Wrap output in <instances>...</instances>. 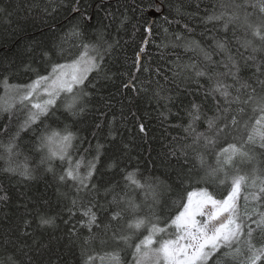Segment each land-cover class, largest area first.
I'll use <instances>...</instances> for the list:
<instances>
[{"label": "trees", "instance_id": "1", "mask_svg": "<svg viewBox=\"0 0 264 264\" xmlns=\"http://www.w3.org/2000/svg\"><path fill=\"white\" fill-rule=\"evenodd\" d=\"M149 4L159 5L160 11L146 7ZM74 6L79 11H73ZM0 9H4L0 12V97L5 99V78L9 85L29 84L38 75H47L53 63H71L82 52L81 40L99 43L101 51L112 45L104 51L101 71H93L83 86L91 95L77 105L84 106L82 115L72 117L59 100L48 116L20 133L11 166L17 173L27 167L33 179L6 172L9 163L0 147V195H7V200H0V264H9V257L17 264H102L111 260L114 251L121 264H134L135 245L148 234L150 223L161 227L169 223L182 210L180 198L186 203L188 193L204 188L217 199L225 198L237 173L263 182L264 147L257 133L264 131V120L260 125L255 121L264 112L255 101L227 105L218 93L215 100L209 94L215 82L223 80L233 85L229 91L242 100L253 89L257 97L264 95V41L252 35L244 20L246 11L251 13L248 22H261L264 13L257 0H79L78 4L77 0H0ZM151 12L157 17L152 18ZM220 13L225 14L223 19L207 22L208 16ZM237 13L238 18L229 22V16ZM73 28L82 33L81 38L71 34ZM186 41H196L199 47L186 50ZM217 41L225 42L227 53L238 64L239 83L222 75L228 71L224 63L229 62L216 47ZM253 48L259 50L253 52ZM201 49L210 54L211 62ZM87 55L94 53L89 50ZM188 65L205 69L208 75L196 77ZM240 83L249 87L240 88ZM194 104L199 106L200 119L193 124L194 132L185 131L192 119L189 113L195 114ZM225 108L230 110L225 113ZM239 108L244 111L238 112ZM217 115L228 122L235 116L238 123L224 129L215 144L205 147L203 137L194 143L197 133L215 136V128L209 129L205 121ZM25 116L19 104L11 118L7 112L0 113V145L8 143ZM225 122L220 119L216 127ZM66 127L76 134L71 155L73 161L83 157L82 175L96 155V145H103L90 191L77 192L72 181L59 180L65 166L61 161H53V172L40 163L41 134L63 132ZM229 144L247 153L237 156L238 168L225 165L216 176L202 179L206 169L217 166V154ZM128 200L139 206L135 212L128 209ZM88 208L96 213L100 228L93 227L96 236L85 244L90 233L81 221L87 219L83 212ZM115 212L121 217L112 220ZM41 216L54 217V225L42 226ZM134 216L145 220L139 229L127 227ZM105 224L110 225L107 231ZM249 224L255 229L248 220ZM113 233L128 239H116ZM252 244L264 245L263 227L255 230ZM226 251L219 250L208 264H250V251L238 256L223 255ZM257 264H264V257Z\"/></svg>", "mask_w": 264, "mask_h": 264}, {"label": "snow or ice", "instance_id": "2", "mask_svg": "<svg viewBox=\"0 0 264 264\" xmlns=\"http://www.w3.org/2000/svg\"><path fill=\"white\" fill-rule=\"evenodd\" d=\"M79 0H77V4ZM259 9L261 13H264V0H257ZM146 7L154 8L155 11H160L159 5L149 4ZM240 7L239 5L237 6ZM255 7V5H253ZM54 10V9H53ZM73 11H79V8L74 6ZM4 9H0V12H3ZM44 11H48L47 8ZM224 13L219 15H210L207 17V22L221 20L224 17ZM238 13L233 16H229V22L233 19L238 18ZM251 13H244V20L247 24V27L252 30V35L258 37L261 41H264V32L261 31L264 28V17L261 18L259 24H252L248 22V16ZM90 20L91 17H86ZM227 22L224 27L227 29ZM187 27V25L185 26ZM71 34L74 37L81 38L82 33H80L76 28L71 30ZM180 38L179 36L177 37ZM100 39H103L101 36ZM251 44V41L247 42L244 46L248 47ZM192 45L199 47L196 41H186L184 47L186 50H189ZM79 47L82 49L81 54L74 58L72 62L69 63H53L51 65V71L47 75H38L35 80L26 85H9L7 79L3 81L5 96H8L9 91H14L16 95L11 96L9 99L5 97H0V113L7 112L9 118H11L13 110L16 108V105H20L21 110H26V116L22 123L19 124L17 131L10 137L7 144L0 145L3 147L4 152L7 156V161L9 167L5 168L6 172L12 174H19L26 180H31L34 178L33 173L25 167L23 171L17 173V169L11 166V158L15 154L14 149L18 147L16 140L19 138L20 133L28 130L32 125L37 124L41 121L43 117L48 116L50 110L56 106L57 100H61V107L69 113L72 117H77L83 114L84 106H77L81 99L85 96H90L91 94L83 87L84 82L87 79L88 74L91 71H101V64L104 60V51L109 50L112 45H108L107 49L101 51V46L99 43H86L81 40ZM216 47L226 53V59L230 63H224V67L228 69L227 73L222 75H230L238 83L240 82L239 72L240 68L238 64L233 60L232 56L227 53L226 44L222 41L216 42ZM89 50H91L94 55L89 57L85 62L84 58L87 56ZM143 50V49H142ZM253 52L258 51L259 49L253 48ZM204 52L203 49H201ZM45 56L48 53H44ZM204 57L207 61L211 62V56L207 52H204ZM247 59L255 60V56H249ZM187 67L195 71L196 77H202L208 75L205 69L197 68L196 65H188ZM257 71H260L259 64L256 66ZM209 79L212 77L209 76ZM261 83H264L262 81ZM128 85H125L127 87ZM91 87H95V84H92ZM233 85L225 83L223 80H217L210 90L209 94L213 95L215 100V93H218L221 98H223L224 103L231 105L236 104H249L252 101L256 102V106H259L264 112V95L257 97L254 95L255 89L252 90V93L248 95L246 99H241L240 95H233L229 91ZM249 85L246 83H240V88H247ZM240 88H237L236 91L239 93ZM74 89L76 91H74ZM64 94L63 99L61 95ZM41 96H44V99H40ZM166 100H171V97H162ZM219 103V102H217ZM195 114L192 112L189 113L191 116V122L188 125V128L185 131L191 129L193 132V124L200 119V111L198 105H193ZM230 109L225 108L224 112H228ZM238 112H243V108L237 109ZM219 112V109H218ZM225 119V123L220 127H216L217 121L220 119ZM264 120V115L255 121L257 125L261 124V121ZM209 129L215 128V136H205L203 133H197L194 138V143L199 144L201 137H203L207 147L210 144H215L216 137L220 136L224 132V129L229 128L230 126H235L238 121L235 116L232 117L231 121L228 122L226 117H221L217 115L215 117H209L206 121ZM99 126V125H98ZM141 132L144 131L143 125L140 126ZM7 131V128L4 129ZM254 133H257L256 129H253ZM260 136L262 141L261 147H264V131H259L257 133ZM252 136L248 137V140H252ZM76 139V134L68 130L67 127L60 131H49L44 132L39 137L38 150L43 153L40 159V163L46 164V171L53 172V161L59 160L64 164L62 174L59 175V180L61 182L72 181L76 186V191H90L89 182L92 175L95 173L96 164L100 159L102 154L103 145H96V155L92 160L88 161L86 166V173L81 174L80 168L84 164L83 157L73 161L71 152L74 149L73 141ZM243 147V146H241ZM231 150V151H230ZM241 155H247L245 152H241L235 144H229L227 147L223 148L217 154L216 167L209 168L205 170V175L202 179L207 180L210 177L216 176L218 172L224 170V166L231 163L232 158L237 153ZM227 153V155H224ZM224 156V159L221 160L220 157ZM201 167H204L203 155L200 157ZM114 166V165H110ZM129 179H131V174H129ZM223 183V180L220 181ZM245 182L244 176H233L231 177L230 191L225 198L217 199L216 196L207 190V188L201 189L199 192V198L194 202L193 196L196 195L195 192H190L187 194V202L184 203V198H180V203L178 208L182 209L177 212V214L170 218V222L165 226L160 227L156 223H150L148 234L145 235L139 243L135 245V253L137 254V264H143V261L149 257L153 260L154 264H206L207 260L211 258L216 252H218L222 247L226 248L227 251L223 255H238L240 249L236 248L233 252L232 242L239 239V237L246 235L248 249L251 255L248 257L250 264H257L262 257H264V245L256 248L255 245L251 242L252 233L255 231L251 225H246L241 218L238 204V194L241 189V185ZM133 184L139 185L137 181L132 180ZM255 181H253V184ZM95 185H92V190L95 189ZM260 192H264V186L260 188ZM155 199V197H153ZM258 198V197H257ZM0 200H7V195H0ZM245 201L247 202V196H245ZM73 204L76 203V200L73 199ZM128 209L132 212H135L139 207L133 201H127ZM246 206V205H245ZM83 215L87 217L86 220L81 221V226L88 229L90 235L85 238V244L89 243L96 236L92 232L93 227L100 228V225L97 224V215L95 212L88 208L83 212ZM121 217L120 212L113 213L111 219L117 220ZM197 217H203L204 219H197ZM251 218L250 216L248 217ZM239 221V222H238ZM55 223L54 217H40V224L42 226H53ZM145 223L144 218L133 217L130 222L127 224L128 228L139 229ZM257 228L264 227V214L260 215V219L254 221ZM110 225L105 224L104 229H107ZM167 228H174L175 238L174 239H162L158 246L152 248L151 245L156 243L154 236L156 233L165 232ZM246 229V232H245ZM75 233V229H73ZM113 237L119 240L126 241L127 236H117L116 233H113ZM142 246L144 251L142 252ZM111 260L115 264H119V253H111ZM92 257H88V261H91ZM9 264H17V262L12 258H8ZM87 264V262H86Z\"/></svg>", "mask_w": 264, "mask_h": 264}, {"label": "rangeland", "instance_id": "3", "mask_svg": "<svg viewBox=\"0 0 264 264\" xmlns=\"http://www.w3.org/2000/svg\"><path fill=\"white\" fill-rule=\"evenodd\" d=\"M156 17H157V15H156ZM152 18H155V17H152ZM89 57H91V55L85 56V58H84L85 62L87 61V59ZM92 72L93 71H91L88 74L87 79H88V77L90 76V74ZM87 79L85 80L84 84L86 83ZM74 91H76V90L74 89ZM14 95H16V93L14 91H11L10 90L9 93H8V96L6 97V100L9 99L11 96H14ZM63 95L64 94H62L61 97ZM44 98H45L44 96H41L40 97V99H44ZM58 102H59V100H57V103ZM238 155H239V152L236 155L233 156L232 161H231L230 164L227 165V168L229 166L232 167V168H234V169H237L238 168V166H235L234 165L236 163V161L239 160L238 157H237ZM240 172H242V171H240ZM234 176H244L245 177V182L241 185V189H240V192L238 194V204H239V211H240V214H241V218L243 219V221H244V223L246 225H247L248 220H249L251 223L254 224L255 230H258V228H257L256 224L254 223V221L259 220L260 219V215L261 214H264V192H260V188L262 186H264V180H263V182L261 184H258L256 182L253 184V181H250L249 179H246V175H243V173L242 174H238L237 173ZM230 184H231V182H230ZM246 188L247 189H250V192L248 194H247V191L245 192V189ZM199 192L200 191H195L196 195L193 196V201L194 202L199 198ZM245 196H247V202L245 201ZM249 216L251 217L250 219L248 218ZM197 219H204V218L203 217H197ZM158 226H160V225H158ZM245 232H246V229H245ZM254 234H255V231L252 233V236ZM174 238H175L174 228H167V230L165 232H159V233H156L155 234L154 240L156 241V243H154L153 245H151V247L152 248L157 247L158 244H159V242L162 239H174ZM251 242H252V237H251ZM236 248H239L240 249V253H241V251H249V249H248V243H247V236L246 235L241 236V237H239L238 240L232 242L233 252L235 251ZM221 249H224V247H222ZM141 250H142V252L144 251L143 246H142V249ZM238 255H234V256H238ZM213 256L214 255H212L211 258L207 260L206 264L209 263V261L212 259ZM102 264H115V262L112 261V260H104V261H102ZM119 264H121V263L119 262ZM134 264H137V254L135 255V263ZM143 264H154V262L151 259V257H149V258H147V259H145L143 261Z\"/></svg>", "mask_w": 264, "mask_h": 264}, {"label": "water", "instance_id": "4", "mask_svg": "<svg viewBox=\"0 0 264 264\" xmlns=\"http://www.w3.org/2000/svg\"><path fill=\"white\" fill-rule=\"evenodd\" d=\"M156 15H157V14H156L155 12H152V13H151V16H152V17H156Z\"/></svg>", "mask_w": 264, "mask_h": 264}]
</instances>
